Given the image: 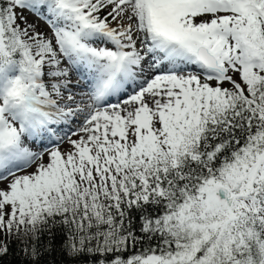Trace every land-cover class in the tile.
Returning a JSON list of instances; mask_svg holds the SVG:
<instances>
[{
    "label": "snow or ice",
    "instance_id": "obj_1",
    "mask_svg": "<svg viewBox=\"0 0 264 264\" xmlns=\"http://www.w3.org/2000/svg\"><path fill=\"white\" fill-rule=\"evenodd\" d=\"M12 241L264 264V0H0V264Z\"/></svg>",
    "mask_w": 264,
    "mask_h": 264
},
{
    "label": "trees",
    "instance_id": "obj_2",
    "mask_svg": "<svg viewBox=\"0 0 264 264\" xmlns=\"http://www.w3.org/2000/svg\"><path fill=\"white\" fill-rule=\"evenodd\" d=\"M19 259L20 257L18 253L17 242L12 241L10 254L4 258L3 264H19Z\"/></svg>",
    "mask_w": 264,
    "mask_h": 264
},
{
    "label": "rangeland",
    "instance_id": "obj_3",
    "mask_svg": "<svg viewBox=\"0 0 264 264\" xmlns=\"http://www.w3.org/2000/svg\"><path fill=\"white\" fill-rule=\"evenodd\" d=\"M29 19H30V20H35V17H33V16H29ZM38 23H40L41 28L44 27V24H43L42 21H40V22H38ZM75 79H76V76H75V74H73V80H75Z\"/></svg>",
    "mask_w": 264,
    "mask_h": 264
}]
</instances>
